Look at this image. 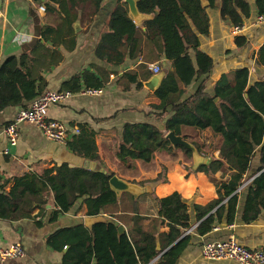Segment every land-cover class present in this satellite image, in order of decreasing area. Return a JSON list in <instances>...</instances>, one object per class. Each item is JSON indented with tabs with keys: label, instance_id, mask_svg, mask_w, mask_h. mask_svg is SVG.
<instances>
[{
	"label": "trees",
	"instance_id": "1",
	"mask_svg": "<svg viewBox=\"0 0 264 264\" xmlns=\"http://www.w3.org/2000/svg\"><path fill=\"white\" fill-rule=\"evenodd\" d=\"M26 1L42 3L46 21L40 26L36 42L26 52L0 64V111L9 107L25 109L45 91L47 82L43 75L63 61L61 49L72 52L76 48L74 24L91 22L103 2ZM206 1L213 6L214 0ZM136 7L139 13L152 15L143 23L144 31L131 21L126 4L119 0L97 40L94 56L119 67L126 58L135 60L141 56L145 37L151 52L157 57L162 55L171 65L153 92L158 104L152 105L156 120L168 117L163 129L147 122L125 124L116 159L120 166L133 169L134 161L150 164L154 156L162 153L173 162L179 161L187 175L204 174L213 184L217 197L205 206L192 207L178 193L160 199L153 193L138 198L123 193L118 197L108 184L115 173L104 175L68 165L6 180L0 186V220H31L47 211L48 222L55 223L78 202L77 212L81 215L106 217L91 229L78 224L46 237V245L61 254V264H150L155 259L156 264H175L191 240L185 234L192 227L191 211L195 214L193 230L204 236L219 224L234 223L238 199L243 192V224L255 223L264 210V81L250 83L249 71L237 69L222 75L211 94L205 90L204 79L191 95L184 97L186 88L207 77L213 68L212 59L199 48V36L207 35L209 28L205 9L200 0H137ZM254 7L257 16H264V0H254ZM219 10L221 18L234 29L241 28L250 17L247 0H221ZM234 44L241 48L246 38L236 36ZM252 58L256 65L264 67V44ZM146 68L147 64L139 65L145 81L152 76ZM104 73L90 67L63 82L60 91L78 94L87 89L102 90L108 81ZM129 82L136 89L142 87L136 74L130 73ZM77 128L78 133L67 142V148L82 159L98 160L93 133L83 125ZM205 131L209 137L204 140L212 142L209 145L202 143L204 140L197 142L196 133ZM169 132L193 145L200 155H208L209 163L192 170L191 165L181 162L182 158L191 159V152L172 147L165 138ZM214 152L218 155L214 156ZM256 157L258 167L252 172ZM217 173L221 174L219 178ZM160 181L161 174L152 181L131 182L142 186ZM8 183L11 186L5 190ZM50 197L53 208L48 211L45 209ZM147 199L157 209L156 218L151 219L147 211L142 212L141 204ZM119 226L125 229L123 234H119ZM164 227L167 230L160 232Z\"/></svg>",
	"mask_w": 264,
	"mask_h": 264
},
{
	"label": "crops",
	"instance_id": "2",
	"mask_svg": "<svg viewBox=\"0 0 264 264\" xmlns=\"http://www.w3.org/2000/svg\"><path fill=\"white\" fill-rule=\"evenodd\" d=\"M123 2V0H121ZM119 0H103L99 11L91 22H78L80 31L76 35V48L72 52L61 49L63 61L49 72L44 73L47 82L45 91H60L63 82L70 80L83 70L90 67L105 71L103 74L108 80L101 93L97 96L73 94L71 98L60 105L52 106L47 111L49 120L63 122L71 131L79 125L93 133L97 148L98 160L90 161L82 159L70 152L66 145L47 140L42 133L33 125L23 123L18 127V141L15 147L8 146L2 134L3 125L12 123L20 107H9L0 111V186L5 181L26 173H41L45 169L68 165L70 167L84 168L90 165L92 169H104L108 173V164L121 169L120 163L115 157L117 146L121 140L123 126L127 123L147 122L154 124L159 129H163L164 122L168 116L162 120H156L152 105H157L158 100L153 92L145 86L142 79L143 71L139 65L147 64V71L151 75L154 73L150 66L157 65L161 72L170 69L169 61L162 55L157 57L151 52V47L145 37L142 39L141 56L135 60L126 58L119 67H112L99 61L94 56L97 40L103 32L108 18ZM250 6V17L244 20L243 27L236 31L231 24L221 18V0H214L213 6L205 9L208 17V33L199 36L200 50L207 54L213 61V68L207 77H202L194 81L186 88L184 97L191 95L199 83L204 80L205 90L212 93L217 80L224 74H230L237 69H247L249 71V82L264 81V67L256 65L253 54L264 44V23L257 24V17L254 0H247ZM42 3L26 0H0V64L9 57H19L27 50L24 46L30 43L35 36L36 25L43 26L46 21V14L40 11ZM44 8V7H43ZM152 15H143V20L139 24L134 23L141 32L144 31L143 23ZM36 17V19H35ZM38 19V20H37ZM243 36L246 38L245 46L236 48L234 38ZM130 73L136 74L137 80L141 82L140 89L135 88V84L130 81ZM128 85V86H127ZM128 87V90H124ZM199 141L209 137L207 131L196 133ZM73 136V135H72ZM70 141V140H69ZM217 142V139H213ZM209 145V140H204ZM8 151V155L3 154ZM214 156L218 152L213 153ZM159 159L155 165L156 159ZM112 159V160H110ZM133 169L127 168L126 177L122 180L131 181L153 180L159 174L162 181L139 185L149 187L150 192L157 198H165L173 193H178L185 203L205 206L216 199L215 188L202 173L187 175L180 164L171 161L169 158H159L154 156L150 164H133ZM258 167V157L252 163V172ZM113 172V171H112ZM220 173L216 177H220ZM136 184V183H134ZM245 185V184H244ZM243 185V186H244ZM11 183H8L5 190H8ZM242 186V188H243ZM121 196V195H120ZM151 201V200H150ZM245 201V192L238 199L235 221L232 225L224 223L215 226L212 231L204 236H199L194 230L186 231L185 234L191 236L190 243L182 251L175 264H237L232 261H214L202 257L200 248L208 242L222 241L233 236L236 241L248 249L264 250V210L260 218L253 224L245 225L241 222V213ZM153 203V201H151ZM148 199L141 204L142 212L147 211L149 218H156L157 209L155 205L148 207ZM80 205L78 202L67 214L58 218L55 223L48 222V214H42L36 219L9 222L0 220V248L6 249L15 244H19L24 256L18 259L8 260L0 264H61V254L52 251L46 245V237L56 230L69 228L78 224H83L86 216L77 212ZM51 210L53 201L50 197L48 205ZM191 221L193 229L195 227V214L191 211ZM105 219L106 217L103 216ZM148 223L145 222V225ZM84 225V224H83ZM85 226V225H84ZM167 229L161 228L160 232ZM158 246L159 240L157 239ZM150 264H156L155 261Z\"/></svg>",
	"mask_w": 264,
	"mask_h": 264
},
{
	"label": "built area",
	"instance_id": "3",
	"mask_svg": "<svg viewBox=\"0 0 264 264\" xmlns=\"http://www.w3.org/2000/svg\"><path fill=\"white\" fill-rule=\"evenodd\" d=\"M40 11L44 12V8L40 7ZM2 11L0 9V17ZM257 24L264 23V16L255 18ZM243 27V26H242ZM241 27V28H242ZM241 28H236L239 31ZM150 70L157 74L160 69L157 65L150 66ZM100 90H82L78 94L97 96ZM73 94L68 91H44L38 96L27 108L20 109L14 117L12 123L2 129L8 146L15 147L18 141V127L23 123L35 126L42 135L49 141L66 145L72 135L78 133V128L74 127L71 131L60 121L49 120L47 111L50 107L60 105L71 98ZM5 155L8 151L5 150ZM245 186V185H244ZM242 187L238 190V192ZM194 229V228H193ZM193 229H189L190 232ZM187 233V232H186ZM201 255L207 260L214 261H232L237 264H264V250L248 249L240 245L233 236L222 241L208 242L201 246ZM24 256V251L19 244H15L9 248H0V262L4 263L8 260L18 259Z\"/></svg>",
	"mask_w": 264,
	"mask_h": 264
},
{
	"label": "water",
	"instance_id": "4",
	"mask_svg": "<svg viewBox=\"0 0 264 264\" xmlns=\"http://www.w3.org/2000/svg\"><path fill=\"white\" fill-rule=\"evenodd\" d=\"M201 2V7L206 8L209 6V3L206 0H200ZM123 3L126 4L127 10H128V17L131 19L133 23L139 24L140 21L143 20V14L139 13L136 7L137 0H123ZM147 16V15H146ZM152 16L149 17L151 19ZM36 19V17H35ZM148 19V20H149ZM38 20V19H37ZM34 30L36 31V36L35 38L30 41L27 45L24 46V49L27 50L29 49L35 42L38 37V33L40 30V26L36 25ZM80 27L79 23L76 22L74 24V32L75 34L79 33ZM164 73L159 72L157 74H153L147 81L144 82V86L151 92H154L157 87L159 86L161 79L163 78ZM166 140L169 141L170 145L172 147H182L185 150H188L191 152V160H192V170H194L197 166L200 164L206 165L209 163V158L206 159L203 156H201L196 148L191 145L190 143L186 142L182 137L176 136L173 133L169 132L165 135ZM87 170L91 171H97L99 173H102L104 175H107V172L104 169H92L90 165H87L85 167ZM110 189L118 196L120 197L121 194L127 193L132 195L134 198H138L143 194H147L150 192L149 187H141L138 186L137 184H133L130 182H127L125 180H122L121 178L117 177L116 175H113L109 178L108 181ZM46 208H50V206H46ZM105 218L103 216H98V217H84L83 218V224L85 227L91 229V227L100 222H104ZM118 232L119 234H123L125 232V229L122 226L118 227ZM157 250H159L158 242H157ZM164 253V252H163ZM161 253V254H163Z\"/></svg>",
	"mask_w": 264,
	"mask_h": 264
},
{
	"label": "rangeland",
	"instance_id": "5",
	"mask_svg": "<svg viewBox=\"0 0 264 264\" xmlns=\"http://www.w3.org/2000/svg\"><path fill=\"white\" fill-rule=\"evenodd\" d=\"M197 142L198 143H200V141H199V139L197 140ZM202 143H206V142H202ZM212 142H210V144H211ZM179 155H181V154H179ZM183 155V154H182ZM164 154H162V153H160V154H158L157 155V157H159V158H164ZM201 156H203L204 158H206V159H208L209 158V156L208 155H201ZM115 157H116V155H115ZM110 160H112V159H110ZM159 159L157 158L156 159V161H155V165H156V163H158L157 161H158ZM181 162H183V163H186V165L187 166H190L191 165V167H192V160L191 159H187V158H182L181 160H180ZM111 161H109V163H108V161H107V164H108V172H112L113 171V173L114 172H116V174L118 175V176H120V177H126V175L128 174L127 173V168H124V167H122L121 169H118V168H115V166L114 165H111V163H110ZM179 162V161H178ZM136 163H140V164H142L140 161H134V164H136ZM145 167H146V165H145ZM146 205H148V207H150L151 205H153V203L150 201V199H148V203H145Z\"/></svg>",
	"mask_w": 264,
	"mask_h": 264
}]
</instances>
